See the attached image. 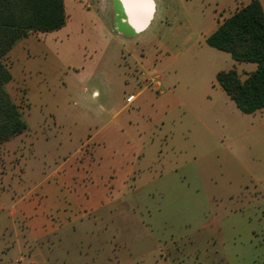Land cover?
Masks as SVG:
<instances>
[{"label": "rangeland", "instance_id": "1", "mask_svg": "<svg viewBox=\"0 0 264 264\" xmlns=\"http://www.w3.org/2000/svg\"><path fill=\"white\" fill-rule=\"evenodd\" d=\"M158 1L139 45L122 46L114 0H65L63 29L31 37L4 59L13 75L7 91L28 128L0 147V264H264V110L243 114L215 81L189 95L163 87L171 109L155 117L150 100L143 113L137 103L126 106L134 91L123 79L129 51L148 63L162 45L177 52L169 25L183 21L182 1L190 13L212 18L218 10L228 19L248 0ZM249 66L225 62L223 70L241 74ZM120 110L125 127L110 120ZM145 135L158 143L123 189L116 162L132 158L133 165ZM88 138L93 144L82 151L79 141ZM84 154L118 181L115 202L92 214L88 236L53 232L68 201L59 191L46 199L37 188ZM58 183L63 191L74 186ZM35 210L46 234H31Z\"/></svg>", "mask_w": 264, "mask_h": 264}, {"label": "crops", "instance_id": "2", "mask_svg": "<svg viewBox=\"0 0 264 264\" xmlns=\"http://www.w3.org/2000/svg\"><path fill=\"white\" fill-rule=\"evenodd\" d=\"M154 1L156 10L153 20L146 30L138 34L128 35L124 33L118 26L117 14L115 19L113 15V22L116 20L114 30L120 42L122 43V46H125V44L129 43L130 45H139V41L142 36L157 20L160 11L159 1ZM259 1L261 2L264 9V3L261 0ZM250 2L251 0H248L244 6ZM161 3L163 4V2ZM182 6L184 8V12H182L183 21H177L178 25L176 27H172L171 24L169 25V27L171 26L170 30L173 35V41L175 40V44L177 42L180 43L177 52H175L173 56L169 53V51L173 50V46H170L168 49H166V45H162V48H160L161 50L159 53L162 52L160 57L158 55L151 57L154 63H148L149 60L143 62L142 59L140 60L137 56L129 51L130 57L132 59V65H129V69H127V71L125 70L123 79L126 83L124 87L128 88L130 91H134V93H131L127 99L131 96H134V100L133 102L129 103L126 99L127 107L137 103L138 105L136 106L139 107L140 113H143V106H146L147 100H150L153 115L158 117L159 110L161 108H165L166 106V109H171V107L167 106L164 102L165 92L162 90L163 87H165L167 92L173 96L176 95V92L181 94L186 93L187 95L192 94L195 88H198V86L200 87L202 85L203 88H205L204 91H207L206 89H209L210 84H214V82L217 81L218 73L225 71L223 70V63H231L235 68V60H233L231 54L224 51H219L207 44V39L213 33H215L219 26L226 20L223 19L221 12L216 10L214 16L209 18L204 12H201L200 15L199 13L195 14L194 11L192 13L188 12L187 2L183 3L182 1ZM237 8L238 7H236V9ZM164 9L167 10V8ZM40 34L46 35L48 33L30 34L27 38L19 41L10 53H16V49H18V47L24 49V47L29 44L28 41L31 37ZM158 60L161 62L160 66L157 65ZM162 62L164 64H162ZM248 64L251 65L248 69L243 70L241 74L238 72L242 81H245L248 76L257 69L256 64ZM147 65L148 67L153 66V68H148ZM190 71L195 72L196 76L192 77V74L189 73ZM97 94L98 93L95 92V95ZM125 109L126 108H124V110ZM110 115V120L113 123L121 120L122 122H120L119 125H123L124 127L128 123L129 119H120L122 116V110L117 113H110ZM103 131L104 130L101 132L103 133ZM142 137L143 136H141V141L143 143L142 147L144 153L142 150L140 153L143 158L140 156V158H138L133 165L130 164V162H132V158H126L123 161L116 162L121 169V183H124L123 189H126V182L135 176L136 165L145 160V157H147L145 154L147 148L152 151L153 147L158 143V140L149 137L148 135H145L143 138ZM93 141L94 140L91 138H88L84 141H79L82 145L81 150L83 151L84 147L91 146ZM70 144H72V141H69L67 145ZM100 144H104L103 140L100 143L98 142L99 146ZM3 145L8 144L5 143ZM79 157L80 158L70 162V166L63 177H61L58 173H53L52 175H49L46 180L38 186L37 189L41 191V194H43L46 199L49 198V196L53 197L58 191L60 193H65L66 201H68V205L65 204L62 208H60L58 223L53 226V232L57 233L63 229L66 232H77L79 229H82L88 236L92 234L91 224L87 223L90 222V217L92 214L103 212L108 208H112L115 202L114 196L116 194L114 185L118 184V181L104 174L100 170L99 164L93 162L95 161L93 157L91 158L88 154H84ZM58 178L70 179V183L74 184L73 189H67V191H63V184L61 185L58 183L60 180ZM26 207L28 210L32 209L29 204L26 205ZM33 215L34 217L32 216L31 220V234L33 236L46 234L48 230L44 228V217L40 216L37 213V210L34 211Z\"/></svg>", "mask_w": 264, "mask_h": 264}, {"label": "trees", "instance_id": "3", "mask_svg": "<svg viewBox=\"0 0 264 264\" xmlns=\"http://www.w3.org/2000/svg\"><path fill=\"white\" fill-rule=\"evenodd\" d=\"M68 22L64 0H0V146L27 131L21 108L7 86L13 81L4 59L19 41L33 33H53ZM207 44L231 54L239 63L257 65L242 81L236 70L217 75L219 86L246 115L264 110V9L259 0L236 11Z\"/></svg>", "mask_w": 264, "mask_h": 264}, {"label": "water", "instance_id": "4", "mask_svg": "<svg viewBox=\"0 0 264 264\" xmlns=\"http://www.w3.org/2000/svg\"><path fill=\"white\" fill-rule=\"evenodd\" d=\"M119 28L128 35L146 30L151 24L156 5L154 0L131 4L129 0H114Z\"/></svg>", "mask_w": 264, "mask_h": 264}, {"label": "snow or ice", "instance_id": "5", "mask_svg": "<svg viewBox=\"0 0 264 264\" xmlns=\"http://www.w3.org/2000/svg\"><path fill=\"white\" fill-rule=\"evenodd\" d=\"M129 2L131 4H138V3L142 2V0H129Z\"/></svg>", "mask_w": 264, "mask_h": 264}, {"label": "built area", "instance_id": "6", "mask_svg": "<svg viewBox=\"0 0 264 264\" xmlns=\"http://www.w3.org/2000/svg\"><path fill=\"white\" fill-rule=\"evenodd\" d=\"M133 100H134V96H131V97H129V98L127 99V101H128L129 103L133 102Z\"/></svg>", "mask_w": 264, "mask_h": 264}]
</instances>
